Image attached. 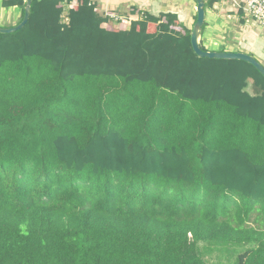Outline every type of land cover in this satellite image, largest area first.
I'll return each instance as SVG.
<instances>
[{
    "label": "trees",
    "instance_id": "obj_1",
    "mask_svg": "<svg viewBox=\"0 0 264 264\" xmlns=\"http://www.w3.org/2000/svg\"><path fill=\"white\" fill-rule=\"evenodd\" d=\"M112 15L34 0L0 34V264H264V76Z\"/></svg>",
    "mask_w": 264,
    "mask_h": 264
},
{
    "label": "crops",
    "instance_id": "obj_2",
    "mask_svg": "<svg viewBox=\"0 0 264 264\" xmlns=\"http://www.w3.org/2000/svg\"><path fill=\"white\" fill-rule=\"evenodd\" d=\"M94 1L98 3L100 13L108 14L109 12H113L116 15L129 19L130 23L144 19L143 17L148 13L156 17H160L164 13H176L179 15L183 24L191 30L197 21V4H194L193 0ZM233 4L236 5L235 2ZM230 6L231 4L227 3L225 0H219L212 9L206 10L205 28L203 29L199 40L201 48L208 52H243L254 56L260 62H263L264 43L260 39H255L254 37L252 42L247 44L244 43L243 45L242 42L244 40L242 39L245 38V34L239 33L235 28L234 34H230L231 27L237 23V20H239L238 13L236 16L234 14L235 9L233 10V8H229ZM0 11V14H3V12L16 13L18 17L17 20L19 21L22 18V11L20 8L6 9L2 5V1H0ZM113 26L116 29L120 28L119 24L115 21L113 22ZM189 136L192 137V134H189ZM204 183H206V180Z\"/></svg>",
    "mask_w": 264,
    "mask_h": 264
},
{
    "label": "water",
    "instance_id": "obj_3",
    "mask_svg": "<svg viewBox=\"0 0 264 264\" xmlns=\"http://www.w3.org/2000/svg\"><path fill=\"white\" fill-rule=\"evenodd\" d=\"M0 1H6V0H0ZM34 0H27V6L25 9V17L23 21L12 28H1L0 27V34H12L16 33L17 31L22 30L27 23L29 22L30 16H31V10H32V4ZM197 2V21L193 27L192 32V45L195 53L200 58H209V59H217V60H238V61H244L251 65H253L257 70L264 76V65L257 60L254 56L239 52V53H233V52H208L204 51L199 43V40L202 35L203 27L206 22V2L205 0H195Z\"/></svg>",
    "mask_w": 264,
    "mask_h": 264
},
{
    "label": "rangeland",
    "instance_id": "obj_4",
    "mask_svg": "<svg viewBox=\"0 0 264 264\" xmlns=\"http://www.w3.org/2000/svg\"><path fill=\"white\" fill-rule=\"evenodd\" d=\"M225 1L227 3L231 4V6L229 8H233V10L235 9V13L234 14L236 15L238 13V15H239L240 9H243L245 7V1L246 0H244V1L243 0H233V1L232 0H225ZM234 2H235L236 5L233 4ZM193 3L197 4V2L194 1V0H193ZM17 18L18 17L16 15V13H13V12L5 13V12H3V14H0V27L1 28H12V27L17 26L19 24V20H17ZM244 19H246V21L248 23L247 25H249L251 27V31L253 32V35H254L255 39L258 38L264 43V27H262V26L258 25L257 23H255L254 20L247 15V13H246ZM234 28L239 33H243V34L247 33L246 25L241 26L240 25V20H237V23L234 26L231 27V31H230L231 35L234 34V32H235ZM228 32H229V30H228ZM244 39H242V40H244ZM251 40L252 39H250L249 41H251ZM246 42H248V41H246ZM243 43H244V41L242 42V44ZM248 53H250V52H248ZM261 63L264 65V60ZM253 89H255V88L253 87ZM216 256H217V254H213V255L207 254L205 257L210 263L214 264V263L219 262V258H217ZM222 260H225V258H223Z\"/></svg>",
    "mask_w": 264,
    "mask_h": 264
},
{
    "label": "built area",
    "instance_id": "obj_5",
    "mask_svg": "<svg viewBox=\"0 0 264 264\" xmlns=\"http://www.w3.org/2000/svg\"><path fill=\"white\" fill-rule=\"evenodd\" d=\"M244 10L255 23L264 27V0H246ZM111 17L115 19L116 22L125 19L119 15H112Z\"/></svg>",
    "mask_w": 264,
    "mask_h": 264
},
{
    "label": "clouds",
    "instance_id": "obj_6",
    "mask_svg": "<svg viewBox=\"0 0 264 264\" xmlns=\"http://www.w3.org/2000/svg\"><path fill=\"white\" fill-rule=\"evenodd\" d=\"M249 26V25H248Z\"/></svg>",
    "mask_w": 264,
    "mask_h": 264
}]
</instances>
